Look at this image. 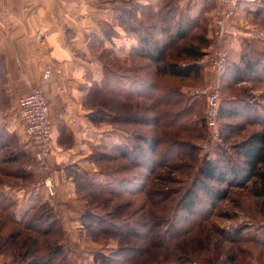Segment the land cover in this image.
I'll return each mask as SVG.
<instances>
[{
	"label": "rangeland",
	"instance_id": "374dc122",
	"mask_svg": "<svg viewBox=\"0 0 264 264\" xmlns=\"http://www.w3.org/2000/svg\"><path fill=\"white\" fill-rule=\"evenodd\" d=\"M95 1L96 3L93 2L99 7V9L93 7L95 15H99L98 12L101 10L100 8H102L101 16L104 17L107 14L108 17L111 11L113 19L107 22H100L99 25L103 37H106L108 40L102 41L98 40V37H95L94 40H92L93 49L91 51V57L102 65V70L105 64L112 65V68H115L113 70L116 74L114 76L115 81H113L112 84V88H115L117 86L116 79L127 70L126 68L128 66H125V62L131 61L130 65H133L134 61L137 65L141 64L142 66H147L149 64L147 59L144 57H137V54L134 58L130 57L135 47L137 48V46H139V49L144 47V44L139 42V35L142 36L149 33L156 34L158 32V30H153L151 28L156 24V18L149 21L146 15L150 13L149 7H152L153 12L157 13L158 10L163 7V0ZM171 1L175 2V5H172L171 9L175 7V11L177 10L176 19L180 17H190L199 18L200 20L199 27L194 31L192 30V33L190 32L191 35L193 34V36L196 37L194 38L192 36L193 38L190 40H194V43H196L197 38V44H199V40L205 39L210 41V45L204 50L205 56L199 62L202 67L199 76L186 80L165 76L156 77V80L163 89L169 88V86H178L181 88L182 92H184L188 98L189 107L193 108L189 117V119L193 121L204 120L206 122L210 94L216 92L218 94L220 107L217 127V130L221 134L220 140H214L212 138L208 126H206L207 129L206 132L204 131L203 136L195 134L186 135L187 137H185V134L175 132L180 134L176 135L177 138H180L179 141H191L199 149V153L186 156L185 158H177L169 165L162 167L159 163L161 160L150 153H147L145 158L137 160L142 164V167L135 166L134 168L131 162L128 163L129 160L123 162H104L103 156L112 153V149L110 148V150H106L103 147L96 149L91 148V153H93L96 159L95 161L91 159L90 162L84 163L85 167L96 169L99 174L108 175L112 180L113 169L116 170L114 172L120 178L131 180L132 178L138 177V179L131 182L130 186L134 188L135 194L131 193L132 189L131 191L125 192V187L121 184L113 189V192L117 190L114 194H96V192L99 191V189L96 188L97 185H110L113 181L109 184H102L98 181L93 182L95 179L90 177V173L83 169L79 165L80 163L74 164L66 167V171L69 179H71L70 181L74 184L77 197L75 199L79 198L84 201L81 205H77L78 207L69 205L65 209L59 208V190L54 178V173L57 170L49 163L52 149L44 160H39L35 150H33L31 140L29 141L30 173L28 172V175L21 179L13 178V184H9L10 182L12 183L10 176L0 177V180L8 182L9 186L13 185L15 189L19 187L29 188V190L32 191V195H30L31 198L34 196L35 191L38 190L37 193L41 192L40 205H35V207L46 204L45 206H47V209L52 210V219H57L56 227H62L64 236L60 244L70 264H100L95 261V257L100 255L109 256L121 247L129 248L132 246V244L126 245L122 242L120 243L119 239L114 235H99L97 232L101 231L99 230L101 227L97 220H94L92 223L95 225L94 227H90L89 221L84 220L85 215L91 211L103 215L104 218H107L111 222H117L119 220L118 223H121L120 220L125 218L121 217L123 212H118L119 214H116L117 218H109L107 214L115 211L117 207L126 204H128V206L125 207L124 214L128 216L131 215V217H135L136 219L143 216L146 220H149L154 219L156 215H164V218H168L170 222H173L174 225L176 224L178 231L169 242V245H171L170 250H166V254H169L170 257H174L176 254H182L183 249L202 251L205 256H207V253H212L214 250L218 249L220 259H223L228 253H234L238 257L237 264H264V247L260 245L261 242H264V200L255 196L252 186L243 188L240 187V185H235L230 188L228 198L222 202H218L214 208L210 202H207L208 199L202 194V200L205 203L204 207L209 209V217L207 220H203L205 213H203L202 208L196 209V217L203 221L191 231H189L191 226L186 222L187 220L184 218L183 212H178L175 208L176 205H179L180 199L184 196V193L192 185L193 178L196 177L202 159L208 158L215 162L224 161L222 160L223 153L226 151L228 153L234 152L233 146L235 144H239L244 138L260 130L264 126V13L261 12L262 15H257V12H259L258 9H260L258 5L261 4L259 0H255L253 3H244L241 0ZM262 2L264 4V0H262ZM142 6L148 8H141ZM262 8L264 9V5ZM125 12L128 13L125 14ZM114 27H118L119 31L116 32ZM160 29H162L161 26L159 27V30ZM112 38L116 40L115 44H113L114 41L112 42ZM157 38L168 40L165 32H162ZM171 55H173V59L176 58L175 60L180 58L176 53H171ZM254 56L262 59V62L257 67V72H255L254 75L246 76L244 81L240 83L234 84L231 82L233 77L230 71L233 67L238 65L244 68L246 61ZM221 58L226 62L223 66H220V63H218ZM100 67L101 66H99V68ZM119 67H121V69ZM149 69L150 70L143 72H147L146 74H149L150 81H152L153 78H155L156 69L154 66ZM144 77L146 78V76ZM95 84L97 83L93 84L91 91L96 87ZM58 90L63 92L61 86L58 87ZM97 99L99 98L97 97ZM89 101L90 103H88L91 106L87 103L86 105L92 109V112L97 110V108H92L93 105L97 107L96 103L91 100ZM149 101L148 98H141V102H139V100L136 101V106L137 104L142 106L146 102L151 105ZM244 102L251 105L257 104L258 114L255 111L252 112L251 120L255 122L251 123V126L244 127L250 115H247L243 109H239L241 115L238 114L236 117L229 115L224 116L221 114L222 109L227 110L225 114L232 111L231 115H233V107L244 104ZM238 108L239 107H237V109ZM106 109L108 110V114H110V112L112 113L111 117L109 116V120L107 119V121L101 124H94L91 120L95 126L94 128H98L100 132H104L105 134L108 132L109 137L106 136L105 141H109L105 142V145L107 143L113 145L120 139L131 140L132 135L122 130L121 126H119L120 123L112 120L113 117L119 115L120 111L128 110V108L122 109L119 105L112 104L110 108ZM172 109L173 107L168 110ZM138 110L140 109L138 108ZM92 112L89 116H91ZM153 116H155L154 113L148 114L147 112H143L140 118H144L143 120L148 121L151 120ZM259 116H262V123H258L260 120ZM151 128L150 124L143 127V131L140 130L142 133L149 134ZM128 130L133 132L137 131V129H134L132 126H128ZM229 135L230 139L227 140L226 138H228ZM99 158L100 160L98 161ZM38 172H42V174L40 175ZM85 177L88 180L85 181ZM150 178L151 181L149 180ZM147 180H149V182H147ZM146 182L148 183L146 189L140 192ZM162 192H167V196H164ZM1 197L0 201L2 199ZM108 198H110V201H108ZM8 199L15 202L16 212H18V202L9 196ZM35 207H31L25 211V214ZM36 212H38V210H31L29 215H33ZM1 216L2 213L0 212V217ZM20 217L21 216L18 215V218ZM64 218H68L69 221L67 220L65 222ZM188 218L190 217H187V219ZM135 222H137L135 219L130 221L131 225L134 227L137 226ZM110 224L111 223H108V228ZM13 228L14 226L7 222L3 232L4 236H8ZM40 228L44 230L48 228V226L41 225ZM136 228L139 233L141 232L140 238L145 239V233H143L144 231H142L141 225H138ZM240 228L246 229L238 237V242L229 241L228 235L230 234V236H232L230 238H235L236 236L233 235V232ZM53 237H57V234H54ZM253 238L260 239V241L255 244L250 240ZM24 240L25 238L21 237L16 243L18 245H15L14 248L20 246ZM246 241L248 242L246 243ZM139 242L141 241H138V244ZM201 242L203 246L202 249H199ZM209 244L212 245L211 250L210 252H206L207 245ZM10 247L11 246H6L4 248L0 247V264L17 263V261H15L16 255L11 253ZM195 263L202 264L199 261H195L191 264Z\"/></svg>",
	"mask_w": 264,
	"mask_h": 264
},
{
	"label": "trees",
	"instance_id": "16d2710c",
	"mask_svg": "<svg viewBox=\"0 0 264 264\" xmlns=\"http://www.w3.org/2000/svg\"><path fill=\"white\" fill-rule=\"evenodd\" d=\"M260 4L258 5L260 9H258L259 12H257V15H262L261 12L264 13L262 0ZM172 5H175V2L163 0V7L157 13H154L152 7H149L150 13L146 15L149 21L156 18V24L151 28L158 30L156 33L157 36L165 32L168 40L159 39L156 34L151 33L142 36L139 35V42H142L144 47H140L141 49H139V46H137L131 53L130 58H134L137 54V57L147 59L149 64L142 66L141 64L137 65L135 61L133 65H130L131 61L125 62V66H128L126 68L127 70L118 76L116 79L117 86L115 88H112L113 81H115L114 76L116 75L113 71L115 68H112V65L105 64L103 67L104 78L102 83L95 84L96 87L86 98L88 105H90L89 100H91L97 106H92L93 109L97 108V110H94L90 116L94 124H101L107 121V119L109 120L112 113L110 112L108 114L106 108H110L112 104H117L122 109L128 108V110L120 111L119 115L113 117L112 120L120 123L119 126H121V129L127 131V133L129 132L132 135V139H120L112 145L110 147L112 153L102 155L104 162H123L129 160L128 163L131 162L134 168L135 166L142 167V164L137 160L145 158L146 154L150 153L161 160L159 163L162 167L169 165L177 158H185L186 156L199 153V149L195 144L186 140L179 141L180 138L176 137L178 133L175 132L185 134V137H187L186 135L195 134L203 136L204 131L206 132L207 129L206 122L204 120L193 121L189 119L193 108L189 107L186 94L178 86H169V88L165 89L161 88L156 77L168 76L186 80L199 76L202 69L199 62L205 56L204 50L209 47L210 41L203 39L199 40V44H197V38L196 43H194V40H190L196 37L193 34L191 35L190 32L192 33V30L194 31L199 27V18L180 17L176 19L177 10L175 11V7L171 9ZM141 8L146 9L148 7L142 6ZM127 13L125 12V14ZM160 26L162 29L159 30ZM171 53L178 54L180 58L177 60H175L176 58L173 59ZM261 60L260 57L254 56L246 61L244 68L235 65L230 71L233 77L231 82L237 84L244 81L246 76L254 75L257 72L258 65L262 62ZM152 66L155 67L156 71L155 78L150 81L149 74L143 71L150 70L149 68ZM121 67L119 68L121 69ZM141 98H148L151 105L146 102L142 106L138 104L136 106V101L139 100L141 102ZM171 107L173 109L168 110ZM237 107L239 108L237 109ZM233 109V115H231L232 111L225 114L227 110L222 109L221 114L236 117L238 114L241 115L239 109H243L247 115H250L244 127L251 126V123L255 122L251 119L253 111L258 114L257 104L251 105L244 102V104L234 106ZM143 112H147L148 114L154 113L155 116L151 120L145 121L143 120L144 118H140ZM261 118L262 116H259L260 120L258 123H262ZM150 124L152 127L150 133H142V128ZM128 126H132L134 129L136 128L137 131L133 132L128 130ZM0 133L2 134V132ZM226 139L229 140L230 135ZM11 140L12 143H10L11 141L3 140L0 145V151H3L2 154L0 153L1 157L13 145L11 161L3 164L4 167L0 170L2 177H5L4 175L11 177L12 183L10 182L9 184H13V178L21 179L28 175L24 167L26 163H30L29 156L25 152L23 160H21L22 157L19 155L21 148L16 147L15 138ZM233 150L234 152L232 153H228L227 151L223 153L222 160L224 161L221 162H215L208 158L202 159L196 177L193 178L192 185L180 199L179 205H176V210L183 212L184 218L187 220L186 222L191 226L189 231L209 217V209L204 207L205 203L202 200L203 195L208 199L207 202H210L214 208L218 202H222L228 198L230 188L235 185H240L243 188L252 186L255 196L264 200V126L244 138L239 144H235ZM5 156L3 155V159ZM114 171L116 170H112L113 183L105 186L97 185L96 188L99 191L96 194H114L117 190L113 192V189L120 184L125 187V192L131 191L132 189L131 193L135 194L134 188L130 186L131 182L138 179V177L132 178L131 180L120 178ZM84 180L86 181L88 179L85 177ZM149 180L151 181V178ZM147 182L143 186V189L141 188L140 192L146 189ZM4 185H8V182L0 180V197L2 196V202L0 201V212L2 213L0 217V247L11 246L9 249L12 254L16 255V264H70L60 244L64 233L62 227H56L57 219H52V210H48L45 204L32 208L31 210H38L35 214L29 215L30 210L18 218L15 202L8 199L1 192V186ZM162 193H164V196H167V192ZM108 201H110V198H108ZM127 206L128 204L119 206L116 208V212L113 211L107 214L109 218H117L116 214L123 212L121 217L125 218L120 220L121 223H118L119 220L117 222H111L107 218H104L103 215L91 211L85 215L84 220L89 221L90 227L95 226L92 224L94 220L100 223L101 228H98L101 231L97 232L99 235H114L119 239L120 243L122 242L126 245L132 244L129 248H119V250H116L109 256L100 255L95 257L97 263L191 264L199 261L202 264H237L238 257L234 253H228L223 259H220L218 249L212 253H207V256L202 251L183 249L182 254H176L174 257H170L169 254H166V250H170L171 245H169V242L178 231L176 224L174 225L168 218H164V215H156L154 219L149 220H146L143 216L136 219L135 217H131V215L124 214L125 207ZM200 208L205 213L203 220H199L200 218H197L195 214L196 209ZM187 217L190 218L187 219ZM134 219L137 221L135 222L137 226L141 225L142 231L145 233V239L140 238L141 232L139 233L136 228L137 226L134 227L131 225L130 221ZM7 222L12 224L14 228L9 232L8 236H4L3 232ZM108 223H111L109 228L107 227ZM41 225L48 226V228L42 230L43 228H40ZM245 229L240 228L234 231L233 235L236 236L235 238H230L232 236L229 234L228 240L238 242V237ZM54 234H57V237H53ZM21 237L25 238L24 242L17 248H14L15 245H18L16 243ZM250 240L255 244L260 241V239L256 238ZM138 241L142 243L139 242L138 244ZM260 245L264 247V242H261ZM202 246L201 242L199 249H202ZM211 247L212 245H207L206 252H210Z\"/></svg>",
	"mask_w": 264,
	"mask_h": 264
},
{
	"label": "crops",
	"instance_id": "0c3cea01",
	"mask_svg": "<svg viewBox=\"0 0 264 264\" xmlns=\"http://www.w3.org/2000/svg\"><path fill=\"white\" fill-rule=\"evenodd\" d=\"M93 1L96 3L95 0H0V145L3 140L12 143L11 139L15 138L16 147L21 148V160L24 152L29 156L30 138L20 114L19 101L34 87H43L51 109L49 163L57 170L54 178L60 209L84 203L75 199L74 184L66 167L80 163L95 179L93 182L109 184L113 181L84 164L96 159L91 148L107 150L112 146L105 145L109 141H105L108 132L105 134L94 128L89 116L92 109L86 105L93 84L102 83L104 78L102 65L91 57L92 40L95 37L108 40L103 37L99 24L113 19L111 11L108 17L107 14L102 17V8L99 15H95L93 7H99ZM114 30L119 31L118 27ZM115 41L112 38L113 44ZM54 67H60L61 75L46 81V70ZM59 86L63 92L58 90ZM12 148L13 145L3 154L6 155L4 159L0 156V170L3 164L11 161ZM25 170L30 173L29 163ZM1 192L18 202L21 217L31 207L40 205L41 192L37 193L38 190L32 198V191L24 187L15 189L13 185H4ZM67 220L64 218L65 222Z\"/></svg>",
	"mask_w": 264,
	"mask_h": 264
},
{
	"label": "built area",
	"instance_id": "2783aa9c",
	"mask_svg": "<svg viewBox=\"0 0 264 264\" xmlns=\"http://www.w3.org/2000/svg\"><path fill=\"white\" fill-rule=\"evenodd\" d=\"M244 3H253L255 0H241ZM259 2H261L259 0ZM224 58V57H223ZM221 58L220 66L226 64ZM61 70L59 67L46 70L45 79L48 81L52 77H59ZM218 94L212 92L209 98V107L206 124L211 131L214 140H220L221 134L217 130L219 115ZM20 114L26 128V132L32 141L33 150L39 160H44L50 153L52 146V124L50 121V106L47 94L43 87L36 86L31 93L19 101Z\"/></svg>",
	"mask_w": 264,
	"mask_h": 264
},
{
	"label": "bare ground",
	"instance_id": "6f19581e",
	"mask_svg": "<svg viewBox=\"0 0 264 264\" xmlns=\"http://www.w3.org/2000/svg\"><path fill=\"white\" fill-rule=\"evenodd\" d=\"M247 6H248V4H247Z\"/></svg>",
	"mask_w": 264,
	"mask_h": 264
}]
</instances>
